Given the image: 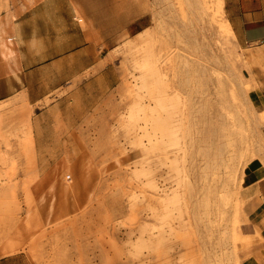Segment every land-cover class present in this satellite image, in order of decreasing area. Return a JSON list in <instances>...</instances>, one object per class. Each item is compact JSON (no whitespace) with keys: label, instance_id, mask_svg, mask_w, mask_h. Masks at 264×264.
<instances>
[{"label":"rangeland","instance_id":"obj_1","mask_svg":"<svg viewBox=\"0 0 264 264\" xmlns=\"http://www.w3.org/2000/svg\"><path fill=\"white\" fill-rule=\"evenodd\" d=\"M223 3L128 0L126 29L25 75L0 36V264H239L264 58Z\"/></svg>","mask_w":264,"mask_h":264},{"label":"crops","instance_id":"obj_2","mask_svg":"<svg viewBox=\"0 0 264 264\" xmlns=\"http://www.w3.org/2000/svg\"><path fill=\"white\" fill-rule=\"evenodd\" d=\"M127 1L0 0V36L15 42L16 64L25 75L48 58L80 57V50L110 40L112 25L126 29ZM223 1L236 41L248 48L253 58H264L259 53L264 49V0ZM55 43H61L60 53L54 52ZM69 50H73L71 55L66 53ZM3 81L6 92L0 97L15 89L14 81ZM259 84L256 98L264 110V80L259 79ZM242 198L249 233L255 240L239 264H264V162L253 160L244 167Z\"/></svg>","mask_w":264,"mask_h":264},{"label":"bare ground","instance_id":"obj_3","mask_svg":"<svg viewBox=\"0 0 264 264\" xmlns=\"http://www.w3.org/2000/svg\"><path fill=\"white\" fill-rule=\"evenodd\" d=\"M212 158H214V157H212ZM214 160V159H213ZM203 176V175H202ZM206 179V178H205ZM212 193V192H211ZM208 196V195H207ZM215 199V198H214ZM205 203V202H204ZM218 213V212H217Z\"/></svg>","mask_w":264,"mask_h":264}]
</instances>
